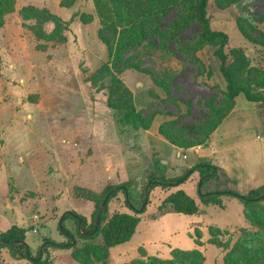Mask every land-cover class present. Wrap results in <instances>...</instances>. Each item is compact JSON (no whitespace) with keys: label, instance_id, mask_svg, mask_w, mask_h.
<instances>
[{"label":"rangeland","instance_id":"obj_1","mask_svg":"<svg viewBox=\"0 0 264 264\" xmlns=\"http://www.w3.org/2000/svg\"><path fill=\"white\" fill-rule=\"evenodd\" d=\"M13 1L14 10L0 17V227H32L23 241L33 256L44 239L69 243L49 247L47 255L42 251L51 264H142L150 256L169 264L172 250L190 252L196 242L203 264H225L226 256L242 252L243 240L254 262L263 264L264 246L255 237L264 230V201L244 205L228 195L221 198L223 206L153 218L157 205L176 190L199 203V192L245 194L264 185V104H256V113L242 95L225 96L213 55L219 40L200 38L186 7L173 3L141 23L144 40L120 50L109 62L111 74L91 81L108 61L93 0ZM207 15L211 28L229 37L225 52L241 48L251 59V79L264 85V0H208ZM129 96L148 129L115 122L113 107ZM220 116L225 118L209 140L189 149L160 133L190 141L183 127L207 126ZM203 161L219 169L199 186L202 174L192 167ZM188 171L178 185L149 192L136 232L123 244L104 248L100 237L78 234L71 218L62 223L72 237L59 229L68 209L86 217L88 226L107 186L129 190L126 196L116 188L108 216L139 211L151 176L170 179ZM4 203L11 212H3ZM2 258L1 264H32L6 250Z\"/></svg>","mask_w":264,"mask_h":264},{"label":"trees","instance_id":"obj_2","mask_svg":"<svg viewBox=\"0 0 264 264\" xmlns=\"http://www.w3.org/2000/svg\"><path fill=\"white\" fill-rule=\"evenodd\" d=\"M13 0H0V17L3 14L12 12ZM173 3L182 4L186 7L187 17L189 20L195 21L199 26V36L204 41L211 42L218 39L219 44L213 52V55L219 61V71L225 81V96L230 100H235L236 97L242 95L247 102L254 104H264V85L255 84L249 75L251 68V59L241 48H234L231 53L225 52V46L228 43V35L221 31L211 28L210 19L207 15L208 0H93V4L98 15L100 29L98 36L105 44L108 54V61L103 66L100 75L92 78L91 81L102 79L112 72V67L109 62L114 58H118L120 50L127 45H137L144 40V32L142 30V22L165 13L169 6ZM49 18L53 21H60V18L54 14H49ZM238 30L243 36H246L242 27L238 26ZM39 36V35H38ZM116 82L119 79L113 77ZM138 102L131 99L122 101L116 107H113V117L115 122L122 126L130 128L133 131L138 129H148L149 123H142L140 121L138 111L136 109ZM225 118L220 116L217 120L209 119L208 125L200 123L197 126L183 127V134H188L190 141H179L175 139L172 134L160 129V133L169 143L180 148L189 149L196 145H202L211 136L212 132ZM195 136V137H194ZM193 170H197L202 175L210 173L208 178H205L203 184L209 178L217 174L219 167L208 162H199L195 164ZM191 168V169H192ZM183 174L176 178L164 179L150 177L148 191L156 186L166 188L163 183L172 182L182 178V181L187 179ZM200 184V185H201ZM199 185V186H200ZM116 188H121L124 195H129L127 187L107 186L98 200L95 210L91 214V223L87 226V219L84 216L73 213L76 216L65 215L63 220L71 218L78 226V220L81 221L80 228L77 229L89 235L82 237L94 238L100 237L101 245L104 248H111L123 244L130 240L132 235L136 232L138 223L141 220L140 212L133 208V212L114 211L110 216L107 214V202L113 198L117 191ZM232 195L236 197L242 204L247 205L253 202L264 201V185L250 189L245 194L233 192L231 190H210L206 192H199V203L182 190H176L169 193L160 204L157 205V213L153 218L163 215L167 212L178 214L192 215L198 212L200 205H222V196ZM144 197V193H143ZM106 199L103 212L99 214V206L101 202ZM169 208V209H168ZM100 215L98 228L94 231L96 217ZM264 227V222H260ZM32 227L11 226L7 230L0 232V264L3 261L2 251L6 250L11 256L19 260L26 258L32 264H51V261L40 257V248L37 255L28 256L31 254L30 247L23 241L25 232ZM61 230V229H60ZM62 230L72 237L71 232L62 223ZM62 231V233H63ZM255 239L264 246V230L256 235ZM16 241L15 243H12ZM42 247L43 253L47 255L48 248L51 246L67 248L69 243H58L51 239H44ZM242 252L236 256H226L225 264H256L254 262V254L249 250V242H242ZM201 244L196 242V248L190 252H183L177 249L172 250L169 264H203V257L201 251ZM159 258V257H158ZM156 256L149 257L142 264H165L158 261ZM160 259V258H159ZM264 264V259H261Z\"/></svg>","mask_w":264,"mask_h":264},{"label":"water","instance_id":"obj_3","mask_svg":"<svg viewBox=\"0 0 264 264\" xmlns=\"http://www.w3.org/2000/svg\"><path fill=\"white\" fill-rule=\"evenodd\" d=\"M189 173H190V171H188V172L186 173V176H187ZM209 175H210V173H207V174L202 175V176H201V179L199 180L198 185H200V184L202 183V181H203L205 178H208ZM181 181H182V179H178V180H176V181L165 182V183H163V184L166 185V186H175V185H178ZM149 184H150V183H147V184L145 185V187H144V201H143V204H142V206L140 207L139 211H142L143 208L145 207V205H146L147 202H148V198H149L148 186H149ZM105 203H106V199H104V200L101 202L100 206H99V214H101V213L103 212V208H104V206H105ZM65 215L76 216L71 210H69V209H68V210H65V211L62 213V215L59 217V221H58V226H59V229H61V231H63V230H62V220H63V217H64ZM99 220H100V215H98V216L96 217L94 231L98 228ZM80 223H81V221L78 220V228H80ZM63 233H64L65 235H67V236H70V234H68V233H66V232H64V231H63ZM87 234H90V233H87ZM0 241H4V240L0 239ZM15 242H16V241H13L12 243H15ZM42 247H43V245L40 246V255L42 254ZM30 256H32V255L30 254ZM30 256H29V257H30Z\"/></svg>","mask_w":264,"mask_h":264},{"label":"crops","instance_id":"obj_4","mask_svg":"<svg viewBox=\"0 0 264 264\" xmlns=\"http://www.w3.org/2000/svg\"><path fill=\"white\" fill-rule=\"evenodd\" d=\"M250 103V102H249ZM250 104H252V103H250ZM255 106V112L257 113L259 110H258V105H254ZM192 150H195V149H192ZM162 161V160H161ZM216 166H218V165H216ZM221 167V166H220ZM221 168H223V167H221ZM224 169V171L228 174V175H231L230 173H228L227 171H226V169L225 168H223ZM263 178H264V175L262 176ZM5 204V203H4ZM6 208L8 209V210H6ZM3 210V209H2ZM7 211H12V207H11V204H5V209L3 210V212L4 213H6ZM5 230H7V229H5V228H2V227H0V232H3V231H5Z\"/></svg>","mask_w":264,"mask_h":264}]
</instances>
